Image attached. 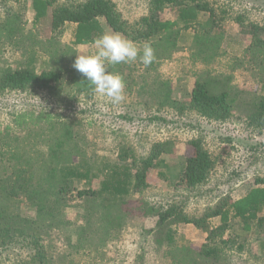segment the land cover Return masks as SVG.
I'll return each instance as SVG.
<instances>
[{"label": "trees", "instance_id": "trees-1", "mask_svg": "<svg viewBox=\"0 0 264 264\" xmlns=\"http://www.w3.org/2000/svg\"><path fill=\"white\" fill-rule=\"evenodd\" d=\"M24 2L31 5L33 28L46 34L39 31L44 38L32 37L33 56L29 57L30 61L26 59L29 65L0 74V93L10 90L26 92L32 88L45 92L57 102H69L70 99H64L67 88L85 94L93 92L85 77L69 66L71 56L74 59L73 46L93 45V41L104 33H119L134 42L141 54L145 44L154 49L153 62L144 65L150 72L160 61L171 59L180 50L177 42L181 30L189 29L194 35L189 48V63H200L203 67L197 79L193 76L190 99L175 98L171 83L160 79V75L151 83L144 77L138 94L146 100L149 97L152 101H148L154 103L157 113L173 111L181 116L187 111H195L204 119L218 122L233 121L234 110L241 107L249 125L264 131V95H255L249 102L242 101L236 106L226 86L232 79L227 71L236 67H242L244 72L264 84V24L250 25L251 43L242 57H230L231 64L223 71L225 74H221L215 65L229 54L224 47V18L217 16L218 7L206 0H153L152 12L134 24L123 20L110 0ZM165 8L174 11L177 19H162L161 11ZM21 19L24 20L23 15L8 17L5 28H0V41L8 42L20 33V29L10 30V27L17 23L23 25ZM237 20L241 22V17ZM180 22L184 23L182 27ZM67 23L76 25L71 45L63 44ZM45 27L48 31H44ZM38 49L55 68L36 69L35 50ZM135 63L142 64L139 59ZM125 64L106 65V69L124 79ZM184 146L183 153L174 156L168 143H157L148 156L132 163L124 162L121 157V163L106 166L101 174L83 172L70 166L77 158L85 156L83 141L78 138L73 124L64 123L49 112H17L11 123L0 124V244L8 245L18 240L20 247L28 252V259L22 264H52L46 253L49 237L54 232L65 234L64 246L68 256L76 257L83 250L86 255L99 252L133 215L127 202L113 200L134 193L142 194L149 187L150 173L164 165L167 159L177 165L184 162L180 175L176 177V183L182 187L195 189L206 183L215 169V156L200 138H191ZM78 181H87L88 188L77 187ZM92 181L97 182L96 187L91 186ZM19 199L34 212V217L12 212V204ZM77 201L83 206L80 223L74 224L65 220L61 211ZM164 202H139V214L152 218L154 222L143 229L141 237L154 252L157 264H234L227 249L230 243L225 239L232 221H241L239 234L242 236L255 230L261 237L260 233L264 232V217L259 215L264 208V178L257 179L255 187L244 196L237 199L225 196L215 206L207 207L201 216L188 215L184 202L176 197ZM214 219H219V224L210 226ZM181 224H194L207 230L208 242L202 249L178 241L176 227Z\"/></svg>", "mask_w": 264, "mask_h": 264}, {"label": "rangeland", "instance_id": "rangeland-1", "mask_svg": "<svg viewBox=\"0 0 264 264\" xmlns=\"http://www.w3.org/2000/svg\"><path fill=\"white\" fill-rule=\"evenodd\" d=\"M123 20L134 24L152 12L153 0H110ZM217 8V16L224 18L225 49L228 56L222 57L216 68L219 73L227 70L231 64L230 57H239L252 41L249 32L251 24H264V0H206ZM61 1V4L64 2ZM25 11V13H24ZM227 13L223 14L222 12ZM23 15L21 23L13 25L10 30L20 29V33L7 41H0V74L5 70H16L29 65L33 56L32 37L44 38L40 30L33 28V12L31 5L24 0H0V28H5L10 15ZM164 20H176L174 11L165 8L161 11ZM241 17V22L237 18ZM10 19V18H9ZM184 23L180 22V27ZM41 26V25H40ZM39 26L40 29H42ZM76 25L67 23L63 37L64 45H71ZM47 27L44 28V31ZM17 31V30H16ZM40 31V32H39ZM48 31V30H47ZM177 42L180 50L171 59H164L158 66L147 72L140 63H127L123 69L125 82V99L119 105H113L107 98L94 92L79 93L76 90L65 89L64 99L69 102H57L45 92L29 88V91H5L0 93V124L5 126L13 121L15 114L21 110L44 111L53 114L64 123L74 125L78 138L83 141L85 156L79 157L70 166L81 171L101 174L106 166L148 156L157 143H168L174 156L181 155L185 143L191 138H200L217 162L213 173L203 185L195 189H186L176 183V179L184 167V162L169 163L154 169L150 175L149 187L142 194H132L129 197L113 200L127 202V207L133 212L125 227L117 236L102 247L99 252L89 255L79 253L68 256L64 246V233L54 232L49 237L47 259L52 264H157L156 256L148 243L142 241L143 229L154 225L152 218L139 214V202L148 201L152 204H163L173 197L184 202L185 212L190 216H201L207 207L215 206L225 196L234 199L244 196L257 184V179L264 178V131L251 127L241 107L234 110L233 121L218 122L207 120L195 111H187L179 116L173 111L156 112L153 102L148 97L138 94V87L146 77L148 83L157 75L168 80L172 85L173 96L179 100H188L191 96L194 77L203 69L200 63H189V48L194 35L192 31H182ZM42 34H46L41 32ZM4 36V35H3ZM35 37V39L37 38ZM74 59L71 56L70 67H73L77 55H91L96 52L93 45L73 46ZM35 66L38 71L55 68L48 63V58L40 49L35 50ZM30 61V60H29ZM230 62V63H229ZM214 66V67H215ZM210 68V67H209ZM232 79L226 84L230 99L240 106L242 101L249 102L255 95H264V84H261L242 67L227 71ZM189 73L191 75H189ZM225 74V73H224ZM130 76V78H127ZM194 76V77H193ZM134 81L131 83V81ZM143 83V82H142ZM242 111V112H241ZM123 161V160H122ZM64 165L63 167H68ZM162 173V175H161ZM177 177V178H176ZM87 181H78L77 187L88 188ZM96 187L97 182L92 181ZM81 202H74L69 208L62 209V216L71 223L78 224L82 210ZM14 213L34 217V212L26 203L19 199L11 206ZM264 217V208L259 214ZM213 224H219L214 219ZM208 225V229L210 228ZM242 223L233 220L225 234L229 241L228 254L232 255L234 264H264V232H250L247 236L239 234ZM178 241L200 250L207 243L206 229L194 224H181L176 227ZM263 238L262 240L259 238ZM17 240L8 245L0 244V264H22L27 261V250L20 247ZM242 247V248H241ZM151 250V251H150ZM67 256V257H66Z\"/></svg>", "mask_w": 264, "mask_h": 264}, {"label": "clouds", "instance_id": "clouds-1", "mask_svg": "<svg viewBox=\"0 0 264 264\" xmlns=\"http://www.w3.org/2000/svg\"><path fill=\"white\" fill-rule=\"evenodd\" d=\"M96 52L91 55H77L73 67L81 73L92 86L93 92L107 98L113 105H119L125 99V82L119 74L109 73L106 65L131 63L137 59L148 66L155 56L154 49L143 46L142 54L135 43L125 39L119 33H104L93 41Z\"/></svg>", "mask_w": 264, "mask_h": 264}]
</instances>
